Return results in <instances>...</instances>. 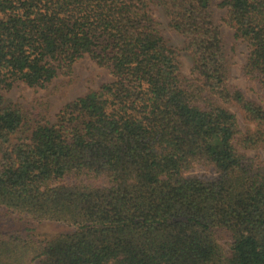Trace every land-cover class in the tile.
Returning a JSON list of instances; mask_svg holds the SVG:
<instances>
[{
	"label": "trees",
	"instance_id": "16d2710c",
	"mask_svg": "<svg viewBox=\"0 0 264 264\" xmlns=\"http://www.w3.org/2000/svg\"><path fill=\"white\" fill-rule=\"evenodd\" d=\"M153 6L183 38L192 79ZM219 6L264 92V0ZM85 56L112 82L56 123L7 103ZM229 80L212 0H0V211L70 230L0 231V264H264V163L247 155L264 143V107ZM197 166L213 176L187 177Z\"/></svg>",
	"mask_w": 264,
	"mask_h": 264
},
{
	"label": "rangeland",
	"instance_id": "374dc122",
	"mask_svg": "<svg viewBox=\"0 0 264 264\" xmlns=\"http://www.w3.org/2000/svg\"><path fill=\"white\" fill-rule=\"evenodd\" d=\"M220 3L221 0H212V11L215 22L220 26L223 46L227 55L230 69L229 85L240 90L247 100L264 107V92L259 82L250 80L244 74L248 57L247 44L237 38L234 30L225 24L226 10L219 6ZM152 12L167 45L179 52L181 77L185 80L192 79L193 59L184 51L183 38L172 30L166 14L160 6H153ZM111 82L112 77L108 69L93 61L89 56H85L74 65L71 75L58 76L45 88H30L20 83L7 93L5 98L8 104L18 107L31 119L45 120L54 124L66 105L99 91L101 87ZM227 109L236 115L241 131L254 128V125L246 121L243 113L236 107L228 106ZM247 155L264 163V143L259 149L247 152ZM186 176L208 178L213 176V170L206 166H197ZM5 214L0 211V231L22 238L27 239L29 234H32L35 235L34 239H43L70 231L63 225L47 223L32 225L17 215ZM219 240L224 247L225 236L222 235Z\"/></svg>",
	"mask_w": 264,
	"mask_h": 264
}]
</instances>
